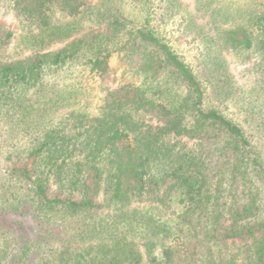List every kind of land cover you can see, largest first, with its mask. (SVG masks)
I'll return each instance as SVG.
<instances>
[{
  "label": "trees",
  "instance_id": "obj_1",
  "mask_svg": "<svg viewBox=\"0 0 264 264\" xmlns=\"http://www.w3.org/2000/svg\"><path fill=\"white\" fill-rule=\"evenodd\" d=\"M242 2L0 0V52L29 50L0 61V264H264V0Z\"/></svg>",
  "mask_w": 264,
  "mask_h": 264
},
{
  "label": "rangeland",
  "instance_id": "obj_2",
  "mask_svg": "<svg viewBox=\"0 0 264 264\" xmlns=\"http://www.w3.org/2000/svg\"><path fill=\"white\" fill-rule=\"evenodd\" d=\"M184 1L190 2L191 0H184ZM243 2L246 3V0L245 1L243 0ZM178 22L180 23L179 20H178ZM0 24H2V26L6 27L8 29L15 30L19 34L21 33L18 21L13 19L11 16H8L6 14L4 15L3 13L0 14ZM174 24L176 27H178L177 22H175ZM23 43L24 42L20 43V41H19V43L13 42L10 46H7L8 48L6 50H2L0 52V61H8L9 59H11L12 56H16L17 54L18 55L22 54L23 56H27L29 54V52H28L29 50L27 48L18 50V49H20V47L25 46V44H23ZM19 52H22V53H19ZM238 58L239 57H235V59H238ZM228 59L230 60L231 57L229 56ZM256 59H257V57L255 56V53H253L246 60H242V61H240V60L236 61L235 60L231 65L230 71L236 72L239 81L242 82V81H244V79L242 77L241 70L244 69V67L251 68L252 66H256L255 65ZM150 116H154V114H150ZM50 194L55 196L57 194V190L55 188H52L50 190Z\"/></svg>",
  "mask_w": 264,
  "mask_h": 264
}]
</instances>
